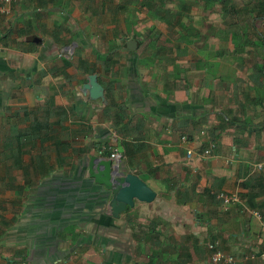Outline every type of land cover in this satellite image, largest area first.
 Returning <instances> with one entry per match:
<instances>
[{"label":"crops","instance_id":"1","mask_svg":"<svg viewBox=\"0 0 264 264\" xmlns=\"http://www.w3.org/2000/svg\"><path fill=\"white\" fill-rule=\"evenodd\" d=\"M226 1V22L206 6L212 23L179 0L11 4L0 17V264H208V243L234 264H264L250 215L264 218V168H253L264 162V0ZM88 75L103 101L81 93ZM97 148L119 152L152 202L111 218L86 173ZM218 192L239 203L222 210Z\"/></svg>","mask_w":264,"mask_h":264},{"label":"water","instance_id":"2","mask_svg":"<svg viewBox=\"0 0 264 264\" xmlns=\"http://www.w3.org/2000/svg\"><path fill=\"white\" fill-rule=\"evenodd\" d=\"M125 46L128 50H134L135 41L129 40ZM80 90L90 100H104L103 89L95 75H88ZM96 151L100 156L87 157L86 173L92 183L109 194L107 206L111 218L116 219L126 208H131L134 202L148 204L154 199V192L143 181L132 173L122 172L118 164H112L108 159V151L100 148Z\"/></svg>","mask_w":264,"mask_h":264},{"label":"built area","instance_id":"3","mask_svg":"<svg viewBox=\"0 0 264 264\" xmlns=\"http://www.w3.org/2000/svg\"><path fill=\"white\" fill-rule=\"evenodd\" d=\"M14 2L15 0H0V17H8L10 15L11 4ZM186 141L187 138L185 136L179 138L180 143H185ZM211 148L212 145L209 146V149L204 150L202 157H207L210 154ZM190 156L191 152L187 151L186 157L189 158ZM108 159L112 164L119 165L122 161V155L116 150H111ZM253 168L256 171L262 170L264 168V162L256 164ZM215 198L219 201L222 210H227L229 206L239 203V197L235 193L218 192L215 194ZM250 215L260 222V226L264 231V218L262 219L261 215L256 211H250ZM206 250L209 252L208 264H234L239 260L238 257L228 255L221 251L216 243H208Z\"/></svg>","mask_w":264,"mask_h":264},{"label":"rangeland","instance_id":"4","mask_svg":"<svg viewBox=\"0 0 264 264\" xmlns=\"http://www.w3.org/2000/svg\"><path fill=\"white\" fill-rule=\"evenodd\" d=\"M179 1H184L183 3H186L189 7H190V9L192 10V12H194L195 10H197L198 12L196 13V16L197 17H199L200 18V20L202 21V19H201V16L203 17V14H208V12L209 11H207L205 8H207L206 6L207 5H209V1H205V0H179ZM174 2V1H173ZM189 4H188V3ZM177 6H179V5H177ZM201 6H202V8H203V10H200V8H201ZM214 8V7H213ZM214 10H220L221 11V7L220 6H217V7H215L214 8ZM199 13V14H198ZM213 14H217L215 11L213 12ZM121 17V16H120ZM208 19V17L205 19V20H207ZM118 21V20H117ZM202 22H205V21H202ZM205 23H212V20L210 21V22H205ZM118 24H121V19H120V21H118ZM77 25V24H76ZM101 25H98L97 26V28H95V27H91V26H89L90 28H92L93 30L94 29H98V27H100ZM103 26V28H105V25H102ZM91 29V30H92ZM202 31V33L204 34V36H206L207 37V35L210 37V38H212V36H211V34H210V32H205V31H203V30H201ZM157 33V32H156ZM197 33H199V31H197ZM158 34V33H157ZM161 36V35H160ZM91 38H93V37H91ZM89 39V38H88ZM208 40H209V38H208ZM204 46H206V45H204ZM104 50L105 51V47L103 48H99L98 50ZM205 50V52H206V48H204ZM55 53H56V55L58 54V51L56 50L55 51ZM207 53H210L211 54V52H207ZM58 55H60V54H58ZM71 57V56H70ZM152 202V201H151ZM147 207V206H146ZM126 210L128 211V212H130V208H126ZM137 214V209L136 210H132L131 211V216H133V217H135V215Z\"/></svg>","mask_w":264,"mask_h":264},{"label":"trees","instance_id":"5","mask_svg":"<svg viewBox=\"0 0 264 264\" xmlns=\"http://www.w3.org/2000/svg\"><path fill=\"white\" fill-rule=\"evenodd\" d=\"M206 1V0H205ZM207 1H209V5L208 6H211V4L212 5H214L215 3H218L219 5H221L222 6V13H225L224 14V20H225V22H226V11H227V5H226V0H207ZM184 2V1H183ZM182 2V4L183 5H185V3H183ZM158 3H160V0H148V2H147V8L148 9H151V8H156V6L158 5ZM161 4V3H160ZM185 9V8H184ZM67 65V64H66ZM105 149L106 150H108L109 149V147L107 148V147H105ZM121 163V162H120ZM119 169H120V164H119ZM127 211V210H126Z\"/></svg>","mask_w":264,"mask_h":264},{"label":"clouds","instance_id":"6","mask_svg":"<svg viewBox=\"0 0 264 264\" xmlns=\"http://www.w3.org/2000/svg\"><path fill=\"white\" fill-rule=\"evenodd\" d=\"M203 153V152H202ZM200 157H202V155H200ZM208 157V156H207Z\"/></svg>","mask_w":264,"mask_h":264}]
</instances>
